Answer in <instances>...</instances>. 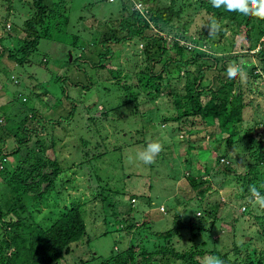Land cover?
<instances>
[{
    "label": "trees",
    "instance_id": "16d2710c",
    "mask_svg": "<svg viewBox=\"0 0 264 264\" xmlns=\"http://www.w3.org/2000/svg\"><path fill=\"white\" fill-rule=\"evenodd\" d=\"M6 1L5 13L8 17L16 10L11 3L12 0ZM21 2L18 6L24 9L23 18L20 20L22 30H18V23L16 26L10 25L12 29L14 27L18 30V34L14 36L9 34L7 39H0V61L5 56L18 66H22L29 57L36 53L40 40L51 38V31L63 28L69 30L67 22L71 0H24ZM102 2L106 5L102 7V11H99L100 17L95 15L89 17L101 20L99 24L104 29L103 37L95 36L92 41L100 45L107 55H111L113 48L129 41L141 44L139 61L134 62L124 71L121 79H112L115 80L113 83L116 85L115 89L123 91L124 95L120 104L110 111V115L117 110L127 112L123 117L124 120L133 118L135 120V116H138L139 121H136L142 124V119L146 118L138 111V107L146 101L145 97H149V101L154 104V98L163 96L158 101L165 100L162 104L164 108H160V104L157 103L154 113L160 109L166 111L168 114L160 117L159 121L161 120L164 124L173 122L174 130L201 131L206 123H212L216 132L221 136L224 135L223 138L218 139V145H220L218 152L211 154L208 151L204 154L206 156L204 161L199 160L195 155L191 158L194 160L193 165L201 167L205 173L217 170L221 174L218 175L220 182L216 183L227 201L219 197L213 201L214 204L209 200L203 201L202 204L200 200L204 191L210 189L213 183L211 184L209 180L193 179L188 185L194 191V199L190 196L187 202L192 203V212L201 210V217L196 219L194 214H190L189 224L174 222L173 227L171 226L166 232L157 233L156 237L163 242L161 246L146 250L145 244L138 242L126 251L111 252L104 258L96 257L98 261L96 264H157L156 261L160 264H167L171 261H180L182 264H202L203 258L208 255L220 257L224 264H264V252L247 247L248 244L252 245L251 239L248 242L243 241L241 245L233 244L229 251L206 250L204 247L206 242L198 240H210L214 233L219 232V224L223 219L216 218V213L221 208L226 209L230 201H236L242 208L239 218L245 225L244 233H247L249 229H254L253 222L264 228V210L253 204L249 192V186L255 185L264 194V187H261L264 185V132L256 131L261 125L264 128V106L258 104V108H262L259 119L249 122L251 126L242 127V109L250 105V101L245 102L244 98L247 95L250 97L256 95L257 98L261 97L264 100V82L262 81L264 77V20L238 12H228L223 7L213 8L206 0H194L201 4L205 13L210 15V19L190 35L187 28V22H191L189 15L184 17L180 15L181 6L177 10L173 8L175 0H102ZM136 4L139 5L137 8H135ZM86 5V9L87 7L94 8V4ZM86 15L85 13L79 15L78 22L75 24L76 33L71 32L70 37L74 40V44L80 38L79 35L86 32L79 24L87 19ZM212 18H215L222 27L225 25V29H230V40L225 38V44L231 49L229 55L215 56L210 53L214 48L213 41L216 33L222 36L221 27L218 31L212 29L210 33ZM172 22H178L180 30L175 33L178 35L177 38L171 39L169 43L165 39L166 36L161 33L171 26ZM3 26L2 21L0 29H3ZM216 41L219 43L220 38ZM206 44L212 45V48H209L210 51L202 50ZM255 49L256 52L252 54L251 51ZM69 54H65L66 63L73 61L76 63L75 60L80 59L79 56H75L74 60L76 54H73L72 59L67 61ZM105 54L99 52L96 54L100 58L98 64L102 68ZM249 58L260 62L261 68L256 64L248 67L250 63L245 60ZM229 65L241 66L242 73L251 78L253 86L245 87L247 82L241 78L242 73L235 78H230L227 74ZM180 70H182L181 73L174 74ZM108 73L116 77L115 74H119V71H108ZM132 78L135 79V84L129 82ZM60 80L61 77H54L50 84H58ZM34 95L39 97L38 94L34 93ZM15 99L21 107L17 111V116H14L16 118L19 116L18 121L16 123L10 121L7 111L0 114V197H2L0 199V224L4 222L5 216L14 217L12 222L9 220L0 226V264H59L63 256L69 252V246L78 242L85 233L80 208L71 205L48 227L34 224L28 208L45 201L56 181L68 183L60 178V175L64 174L68 168L67 165L60 164L57 153H60L63 147L55 142L56 139L62 140L65 133H61L62 137H55L54 141L50 140L49 147H44L42 137L46 132L45 125H43L44 120L30 105H25L18 97ZM65 99H68V96ZM48 100L49 98L45 99L46 102ZM73 110L74 108L71 107V112L65 116L59 115L56 119H47L45 122L63 130L65 126L62 125L68 122ZM25 112L29 113V116L25 115ZM113 117L111 115V119ZM112 120L117 121V119ZM97 133L99 137L90 136L88 138L90 150L96 151V154L88 156L87 153H81L82 158L87 161L96 159L100 147L103 151H100L101 156L98 158L109 152L101 145L104 140L101 136L106 132ZM128 137L127 135V140H129ZM233 137H237V142L240 141L248 152L249 162L242 175L235 173L234 168L225 160L228 149H231L234 143L232 142ZM8 139L13 142L10 149L5 143ZM139 142H143L141 150L146 147L147 144H144L142 137L140 140L130 142V145ZM47 149L50 150V154H47ZM192 150L195 151L190 148V151ZM184 161L188 164V160ZM95 180L102 179L100 177L99 180V176L96 175ZM236 184L239 187H237V192L232 189L236 188ZM253 208H257L258 212L255 213ZM210 216L212 222L209 228H202V224L194 228V220L200 223ZM125 227L132 226L126 225L123 228ZM182 231L186 232V240L189 244L186 243L184 250L174 249L171 242L172 236H176L174 234L177 232V236H183ZM236 237L237 234L233 235V238ZM80 264L91 263L89 260Z\"/></svg>",
    "mask_w": 264,
    "mask_h": 264
},
{
    "label": "rangeland",
    "instance_id": "374dc122",
    "mask_svg": "<svg viewBox=\"0 0 264 264\" xmlns=\"http://www.w3.org/2000/svg\"><path fill=\"white\" fill-rule=\"evenodd\" d=\"M21 1L24 0H12L11 3L16 11L7 17L5 13L7 1L0 0V26L2 21L4 22L3 29H0V39H7V35L14 36L18 34V30H22L20 20L23 18L24 9L18 6ZM96 1L71 0L67 22L70 31L66 28L51 31V38L40 40L36 53L22 66L9 61L5 56L1 58L2 62L0 61V114L7 111L6 113L10 115L9 120L16 123L19 116L17 118L14 116H17V111L21 109L15 99L18 97L25 105H30L38 112L37 114L44 120L43 125L46 128L42 136L44 147H49L50 140L54 141L55 137H62L61 133H65L62 140L56 139L55 142L63 147L60 153H57V157L62 166L67 165L68 170L60 175V178L68 183L56 181L49 190V195L46 196V203L43 201L28 208L33 223L42 227H48L71 205L80 208L85 233L78 242L69 246V252L63 256L59 264H80L89 260L91 264H96L98 262L96 257L104 258L111 252L126 251L138 242L144 243L146 250L163 245V242L156 237L157 233L166 232L174 222L189 224L190 214H194L196 219L202 215L201 210L192 212V203L187 202L190 196L193 198L194 191L188 185L193 179L209 180L211 184L213 183L210 189L204 191L205 194L203 193L200 200L202 204L205 200L214 204L213 201L219 197L227 201L216 183L220 182L221 174L217 170L205 173L201 167L193 165L194 160L191 158L195 155L199 160L204 161L206 157L204 154L208 151L211 154L218 152L220 146L218 139L223 138L224 135H219L212 123H206L201 131L174 130L173 122L164 124L159 121L160 117L168 114L166 111L160 109L154 113L157 103L160 104V108H164L162 104L165 100L158 101L163 96L154 98L152 104L149 97L144 95L142 96L146 101L138 107V111L146 118L142 119V124L137 122L138 116H135V120L134 118L124 120L123 117L127 112L119 110L111 114L114 116L112 119L117 121L111 119L110 111L120 104L124 95L123 91L115 89L116 85L113 84L115 80L112 79H121L122 73L134 62L139 61L141 44L129 41L113 48L111 55L105 54L102 47L92 41L95 36L102 38L104 30L99 24L101 20L89 17L90 15L100 17L99 11H102V7L106 5L102 0H98L99 3H95ZM86 4H94V8L86 9ZM138 6L136 4L135 8ZM180 6L182 7L180 15L183 17L189 15L188 18L191 20L187 22L190 35L210 19V15L205 13L199 2L175 0L173 8L177 10ZM81 13L87 14V19L79 23L86 32L79 35L80 38L74 44L70 35L76 33L75 24ZM17 23L18 30L14 27L13 30L10 25L16 26ZM220 27L222 36L216 33L214 48L210 51L211 44L202 47V50H208L215 56L229 55L231 50L225 44V38L230 37V29H225V25ZM179 30V23L172 22L171 26L161 34L166 36L165 39L170 43L171 39L177 38L178 35L175 33ZM19 34L23 36L22 33ZM218 38H220L219 43L216 41ZM70 51L72 55L77 53L79 56L80 59L75 60L76 55H74L76 63L74 61L66 63L65 54ZM98 52L105 54L102 60L103 68L98 64L100 60L96 55ZM245 62L250 63L248 67L256 64L261 68L260 62L254 59L249 58ZM108 71H119V74L112 77ZM181 72L182 70L176 71L174 74ZM241 76L243 81L247 82L246 88L253 86L251 78L246 77L244 73ZM54 77H61L58 84H50ZM129 82L135 84V79L132 78ZM164 90H167L166 87ZM34 93L39 97H35ZM67 96L68 99H65ZM47 98H49L48 102L45 101ZM244 100L250 101V105L242 109V127L246 128L251 126L249 122L259 119L262 108H258V104L264 106V100L261 97L257 98L256 95L251 97L247 95ZM71 107L74 108L72 116L62 125L65 129L56 128L45 122L47 119L54 120L59 115L65 116L71 112ZM107 109L109 110L105 114ZM25 113L29 116V113ZM256 131L264 132L263 125ZM97 132H106L101 136L104 138L101 145L109 152L98 158L101 156L100 151H103L100 147L96 159L87 161L82 158L81 153H87L88 156L96 154V151L90 150L88 138L99 137ZM127 135L130 141L127 140ZM141 137L145 145L150 140H158L163 146V150L151 164H144L136 158V153L141 150L143 142L130 145V142L140 140ZM232 142L234 143L231 149H228L225 160L234 168L235 173L242 175L249 162L248 152L240 141L237 142V137H233ZM5 143L8 149L12 148L11 139L6 140ZM190 148L195 151H190ZM47 154H50L49 149ZM129 157L132 159L130 160ZM184 160H188V164ZM96 175L102 180L96 181ZM237 187L238 184L232 189L237 192L239 188ZM241 209L236 201H230L226 209L221 208L216 213V218L223 219L219 224V232L214 233L210 240L198 239L206 242L204 246L206 250L229 251L233 244L241 245L243 241L248 242L251 239L252 245L248 244L247 247L264 252V231H262L264 228L253 222L254 229H246L248 231L244 233L245 225L239 218ZM256 209L253 208L255 213L258 212ZM3 220L6 223L9 220L12 222L14 217L7 215ZM196 221H193L195 229L201 224L202 228L207 229L211 226L212 217H206L200 223ZM4 222L0 226L4 225ZM126 225L132 227L124 229ZM177 234L178 232L174 234L176 236H172L173 248L184 250L189 244L186 240L187 234L185 231L181 232L183 236ZM235 234L237 237L233 238ZM156 263L160 264L157 261ZM167 264L182 263L171 261Z\"/></svg>",
    "mask_w": 264,
    "mask_h": 264
},
{
    "label": "clouds",
    "instance_id": "9594fccd",
    "mask_svg": "<svg viewBox=\"0 0 264 264\" xmlns=\"http://www.w3.org/2000/svg\"><path fill=\"white\" fill-rule=\"evenodd\" d=\"M209 2L213 8L223 7L228 12H238L245 16H252L264 20V0H209ZM219 28L220 25L218 22L215 18H212L210 33L212 29L218 31ZM256 49L251 51V53H255ZM75 54L78 56L77 53ZM71 56L73 55L69 54L70 59ZM242 72L243 68L237 65H229L227 69V74L230 78H235ZM262 81L264 82V77ZM162 150L163 146L161 142L158 140H150L146 147L136 153V158L144 164H151ZM129 159L131 160L132 157H129ZM261 187H264V185ZM249 192L251 194L253 204L258 206L259 209L264 210V194H262L255 185L249 186ZM132 201L134 200L132 199ZM202 264H224V261L218 256L208 255L203 258Z\"/></svg>",
    "mask_w": 264,
    "mask_h": 264
},
{
    "label": "water",
    "instance_id": "95a60500",
    "mask_svg": "<svg viewBox=\"0 0 264 264\" xmlns=\"http://www.w3.org/2000/svg\"><path fill=\"white\" fill-rule=\"evenodd\" d=\"M68 59L70 60V57H68Z\"/></svg>",
    "mask_w": 264,
    "mask_h": 264
}]
</instances>
